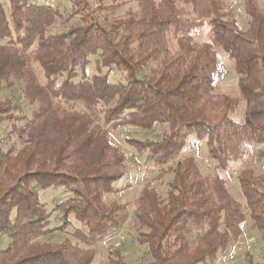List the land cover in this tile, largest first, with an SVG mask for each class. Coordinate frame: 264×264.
Returning a JSON list of instances; mask_svg holds the SVG:
<instances>
[{"label":"trees","instance_id":"trees-1","mask_svg":"<svg viewBox=\"0 0 264 264\" xmlns=\"http://www.w3.org/2000/svg\"><path fill=\"white\" fill-rule=\"evenodd\" d=\"M238 1L246 31L234 16ZM9 2L7 11L0 0V92L19 84L21 100L0 98V130L12 126L6 139L0 135V244L10 239L0 264H93L95 246L122 233L129 205L104 201L126 189L115 188L128 160L112 141L121 128L167 127L160 140L126 139L173 175L165 196L147 183L134 204L131 227L148 247L147 264H214L241 240L248 214L264 239V174L252 165L239 174L242 204L221 176L203 174L193 156L180 159L191 137L207 141L218 170L246 157L250 145H264V7L257 0H135L125 14L103 19L100 12L117 6L93 10L89 0H70L66 17L34 0ZM74 15L81 25L48 33ZM204 26L209 41L199 42ZM221 51L234 60L238 97L217 92ZM90 56L98 70L125 71L128 82L86 76ZM242 101L244 120L235 122L229 115ZM21 102L31 118L21 115ZM13 134L19 147H7ZM54 187L70 198L54 209L65 223L49 230L38 191ZM70 216L86 228L72 235L79 243L50 241ZM121 253L108 264H127ZM247 264L260 263L249 254Z\"/></svg>","mask_w":264,"mask_h":264},{"label":"rangeland","instance_id":"rangeland-1","mask_svg":"<svg viewBox=\"0 0 264 264\" xmlns=\"http://www.w3.org/2000/svg\"><path fill=\"white\" fill-rule=\"evenodd\" d=\"M261 7H264V0H257ZM4 8L9 11V0H1ZM36 3L47 4L55 7L61 14L67 15L71 12L70 0H34ZM91 7L97 9L100 5L102 7L117 6L114 11L107 10L103 13H99L101 18H112L113 15L120 16L125 14L129 9L135 8V0H89ZM234 16L238 21L240 30L246 31L249 26V19L245 13V7L242 2L234 3ZM99 12V11H98ZM67 15L66 17H68ZM82 16V15H81ZM81 16H71L68 22L64 25L57 22L53 27L48 30L49 34L56 35L63 32H68L72 27L81 25ZM195 38L199 42L209 41L208 28L202 27L198 30ZM173 41V42H172ZM171 49L176 48L172 35H170ZM97 56H90L89 62L85 67V74L88 77H92L97 74L107 75L110 83H127L128 75L125 71H119L115 68H103L97 69L96 61ZM83 77L81 70H77V74L74 77V81L78 82ZM42 81L44 78L42 77ZM217 92L219 94H225L231 97L239 96L238 75L235 71L234 60L229 58L224 52H220L219 57V71L215 75ZM19 84L14 90L2 89L0 92L1 99H7L11 96H15L21 100V91ZM23 107V113L28 118L32 116V108H30L26 102L20 103ZM246 109V103L242 101L239 108L231 113L229 116L235 122H242L244 120V112ZM4 127V128H3ZM0 130V135L6 139L9 132L12 130L11 124L6 123ZM167 129L166 126H156L152 131H143L136 128H121L112 133V141L128 156L126 168L124 170V176L122 179L115 183V188H126L123 192L118 194H108L105 196L104 201L110 205L114 202L120 204L129 205V221L122 231L113 237L106 239L95 246L96 257L93 264H108L110 254L114 255L116 250H121L122 256L125 258L127 264H147L151 259L148 254V247L144 243L143 238H139V232L131 227L132 219L134 216V204L139 197L142 188L145 184L151 183L153 187L157 189L162 195H166L169 190V182L172 179V173L166 172L157 167L151 160H146V155H139L134 148H131L127 143L128 138L138 139H151L160 140L163 132ZM7 147L16 146L19 147L20 143L18 138L13 134L7 140ZM264 150V145H250L248 155L241 160L231 162L230 166L226 170H218L216 164L211 160L208 150L207 141H198L195 137H191L180 159L193 156L196 159L197 165L201 172L207 174H218L221 176L227 184L232 196L238 202L244 204L245 197L242 194L239 174L243 169L248 166H255L257 172L264 174V163L259 159V152ZM148 159V158H147ZM40 202L46 205L48 213H50V223L47 229H55L61 227L65 222L62 216L56 212L55 206L70 198V194L62 187H54L47 190L38 191ZM66 224L64 231H58L54 237L50 238L53 243H60L65 239H69L73 244L79 243L72 235L77 229L86 231V228L77 221L74 216H70ZM244 234L241 240L232 245L226 254L219 255L217 261L214 264H247L248 255L252 254L254 260L257 263L264 264V239L257 230L256 226L248 214L247 220L243 225ZM49 240V238H47ZM10 245V239L4 236L0 249H6ZM81 247H83L81 245Z\"/></svg>","mask_w":264,"mask_h":264},{"label":"crops","instance_id":"crops-1","mask_svg":"<svg viewBox=\"0 0 264 264\" xmlns=\"http://www.w3.org/2000/svg\"><path fill=\"white\" fill-rule=\"evenodd\" d=\"M236 71V70H235Z\"/></svg>","mask_w":264,"mask_h":264}]
</instances>
